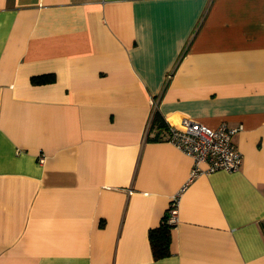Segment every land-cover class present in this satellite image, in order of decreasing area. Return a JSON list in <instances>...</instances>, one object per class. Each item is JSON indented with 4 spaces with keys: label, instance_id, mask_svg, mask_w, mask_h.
<instances>
[{
    "label": "crops",
    "instance_id": "obj_1",
    "mask_svg": "<svg viewBox=\"0 0 264 264\" xmlns=\"http://www.w3.org/2000/svg\"><path fill=\"white\" fill-rule=\"evenodd\" d=\"M154 111L240 169L191 178ZM0 264H264V0H0Z\"/></svg>",
    "mask_w": 264,
    "mask_h": 264
},
{
    "label": "built area",
    "instance_id": "obj_2",
    "mask_svg": "<svg viewBox=\"0 0 264 264\" xmlns=\"http://www.w3.org/2000/svg\"><path fill=\"white\" fill-rule=\"evenodd\" d=\"M153 104L154 101L152 102ZM167 126L166 140L184 154L192 158L190 177L200 173L216 170L236 171L242 164V157L234 144L233 137L239 127H228L221 122L210 127L191 118H183L181 127L165 122ZM43 158H40L42 161ZM178 221L176 197L168 208L167 222L173 226Z\"/></svg>",
    "mask_w": 264,
    "mask_h": 264
},
{
    "label": "trees",
    "instance_id": "obj_3",
    "mask_svg": "<svg viewBox=\"0 0 264 264\" xmlns=\"http://www.w3.org/2000/svg\"><path fill=\"white\" fill-rule=\"evenodd\" d=\"M48 79H49V77H46V76L33 77L34 82H43V81H47ZM155 123L165 125L164 120L160 119L157 111H154V113L152 114V118H151V125H153ZM166 128H167V126H166ZM167 217H168V210L162 216L158 226L151 228L149 230L150 245L152 248L153 256L156 259L165 257V256L170 254V251H169V240H170L169 230L171 228V225L167 222Z\"/></svg>",
    "mask_w": 264,
    "mask_h": 264
}]
</instances>
